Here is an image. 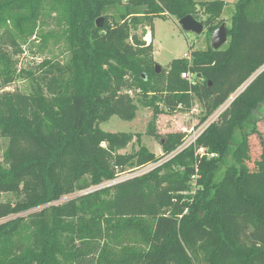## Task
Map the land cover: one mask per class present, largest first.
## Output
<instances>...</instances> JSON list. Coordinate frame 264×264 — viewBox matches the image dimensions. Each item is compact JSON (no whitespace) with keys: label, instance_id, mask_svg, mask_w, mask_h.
I'll use <instances>...</instances> for the list:
<instances>
[{"label":"trees","instance_id":"obj_1","mask_svg":"<svg viewBox=\"0 0 264 264\" xmlns=\"http://www.w3.org/2000/svg\"><path fill=\"white\" fill-rule=\"evenodd\" d=\"M225 4L0 0V40L1 33L26 40L55 13L69 51L56 76L51 62L42 64L44 72L17 70L0 49V138L8 162H0V194L25 192L15 202L0 200V264H264V134L257 127L264 118V56L255 65L228 58L238 37L264 47V0L234 3L226 47L173 59L163 72L155 70L150 45L115 48L121 24L152 27L165 13L191 15L210 36L224 22ZM222 53L227 68L215 64ZM204 77L214 84H203ZM19 79L28 80V90L7 89ZM228 100L194 144L183 147L184 131L157 130L158 115L194 106L199 127ZM139 106L152 111L144 134L159 141L160 155L142 145L123 152L141 134L100 127L112 116L132 120ZM250 135L261 146L254 169ZM147 164L155 166L103 184Z\"/></svg>","mask_w":264,"mask_h":264},{"label":"rangeland","instance_id":"obj_2","mask_svg":"<svg viewBox=\"0 0 264 264\" xmlns=\"http://www.w3.org/2000/svg\"><path fill=\"white\" fill-rule=\"evenodd\" d=\"M197 2L208 1V0H196ZM210 1V0H209ZM226 2L221 16L219 19H223L226 26L230 27L231 16L234 12V3L237 0H223ZM198 12L201 18L205 16L202 14L201 9ZM56 14H51V19L47 21V24L38 26L37 31L31 37L26 40H10L8 36L1 33L0 49L5 52L10 58L14 67L25 70H38L39 72H44L47 67L42 65L45 62H51L55 64L54 74L60 76L64 68L67 66V60L69 58V51L66 45V41L61 39L60 34H62L63 28L59 25ZM102 17V16H101ZM103 18V17H102ZM103 20V19H102ZM51 32L52 36H46L44 41L43 35ZM149 35V39L146 36ZM210 37L208 35L207 28L204 27L202 33L196 34L190 31H184L178 24V19L165 13L160 18H154L152 22V27L137 25L134 26L130 21H126L118 28L115 33V48L117 52H123L125 50H130L128 45L130 44L135 48H139L143 45L147 48L150 45L154 64H157L160 68L159 72L165 71L170 62L173 59L186 57L191 59L192 54L195 51H206L209 46H211ZM147 41V43H146ZM229 40L227 39L220 48L226 47ZM235 50L232 54L226 56L222 53L218 55L219 61L215 63L218 68L226 67V57L229 61L238 60L243 56V60H249L255 65L264 56V47L261 46L260 42L257 40H248L246 38L243 40L241 38H236L232 41ZM219 48V49H220ZM138 50V49H136ZM143 50V49H142ZM241 66L245 64L243 61L240 62ZM261 69V68H260ZM260 69L252 71L249 79L252 78ZM199 76V75H198ZM201 82L208 86H212L214 81L204 77ZM200 82V83H201ZM244 82L237 91L245 84ZM15 88L21 90H28V80L19 79L7 89L13 90ZM198 108L194 106L188 112L175 111L173 113L160 114L156 120V127L158 132L165 133L168 131H184L187 134V138H191L193 132L196 130L194 126L197 122L195 118V113ZM216 113V112H215ZM214 113V114H215ZM213 114V115H214ZM212 115V116H213ZM152 118L151 109L139 106L135 117L130 120H123L117 116H112L108 121L101 123L100 127L104 131L109 132H130L141 134L140 142L133 141L127 145L123 152L130 153L132 151L138 150L140 145L146 147L150 152L155 155H160L162 153L161 145L158 140L153 137L145 135V130L148 122ZM258 129L264 134V118L258 121ZM250 160L248 165L251 169H254V162L259 158L261 152V146L258 139L254 135H250ZM6 147V139L0 138V162L7 167L8 162L4 160L3 152ZM130 170V169H129ZM105 182L103 184H107ZM25 195V192L19 188L17 191L12 192H2L0 194V200H9L15 202L17 199L20 200ZM69 196H64L65 199ZM60 200V201H62ZM40 208H36V211ZM94 257L90 261H94Z\"/></svg>","mask_w":264,"mask_h":264},{"label":"built area","instance_id":"obj_3","mask_svg":"<svg viewBox=\"0 0 264 264\" xmlns=\"http://www.w3.org/2000/svg\"><path fill=\"white\" fill-rule=\"evenodd\" d=\"M147 43V41H146ZM149 43V42H148ZM147 43V44H148ZM181 77L187 81H189L190 83L193 82V75L189 72V71H184L181 73ZM127 93L129 94H132V91L131 90H128ZM231 99H233V97H231ZM229 104V100L227 101V103H225L224 105H222L220 108H218L211 116L210 118L202 125H200L199 127H196V130L193 132V135L191 136V138L189 139V137L187 138L186 136V139L184 141V144H183V147H186L190 144H194L195 142V139L197 138V136L201 133V131L208 125V123L212 122L213 120H215L218 115L226 108V106ZM200 153V155L202 154H205V151L200 148L198 149V151ZM155 165L154 164H147V165H144V166H140V167H134L132 169H128L126 170L125 172L121 173L120 176L115 179V180H112V181H109L108 183H114L118 180H122V179H125V178H128V177H132V176H138V175H141L143 173H146L148 172L149 170H151ZM198 177L197 174L193 175L191 177V180H192V184L193 186H195V182H196V178Z\"/></svg>","mask_w":264,"mask_h":264},{"label":"water","instance_id":"obj_4","mask_svg":"<svg viewBox=\"0 0 264 264\" xmlns=\"http://www.w3.org/2000/svg\"><path fill=\"white\" fill-rule=\"evenodd\" d=\"M102 17H98L95 21L96 26H101L102 24ZM179 26L184 31H190L196 34L202 33L204 26L203 24L193 18L191 15H186L180 19H178ZM227 41V29L225 22H222L211 34L210 42H211V48L213 50H218L224 43ZM156 72L160 71V68L157 64H154Z\"/></svg>","mask_w":264,"mask_h":264},{"label":"bare ground","instance_id":"obj_5","mask_svg":"<svg viewBox=\"0 0 264 264\" xmlns=\"http://www.w3.org/2000/svg\"><path fill=\"white\" fill-rule=\"evenodd\" d=\"M146 38L149 39L150 38L149 35H147Z\"/></svg>","mask_w":264,"mask_h":264}]
</instances>
